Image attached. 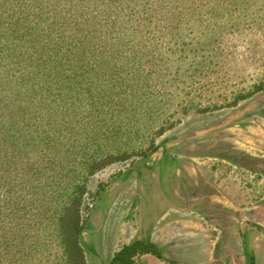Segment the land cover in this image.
Listing matches in <instances>:
<instances>
[{
    "label": "rangeland",
    "instance_id": "1",
    "mask_svg": "<svg viewBox=\"0 0 264 264\" xmlns=\"http://www.w3.org/2000/svg\"><path fill=\"white\" fill-rule=\"evenodd\" d=\"M0 9V89L9 84L36 106L45 95L53 114L40 124L49 146L33 147L35 175L23 194L16 184V197L39 211L82 186L79 239L87 264L145 233L181 238L187 256L202 245L194 262L203 261L218 235L206 218V196L220 190L246 202L253 169L264 202V0H0ZM40 10L43 32L15 41L10 22H34ZM13 45L30 59L12 58ZM38 56L47 63L40 69ZM59 57L62 69L46 77ZM22 121L9 126L12 134L30 128ZM172 175L191 180L202 199L182 203L167 192L165 203L157 182ZM254 222L264 228V211ZM47 223L31 226L29 242L39 249L28 247L31 264H53ZM251 244L264 264V235L254 233Z\"/></svg>",
    "mask_w": 264,
    "mask_h": 264
},
{
    "label": "trees",
    "instance_id": "2",
    "mask_svg": "<svg viewBox=\"0 0 264 264\" xmlns=\"http://www.w3.org/2000/svg\"><path fill=\"white\" fill-rule=\"evenodd\" d=\"M45 13L44 10L37 11L34 22L25 16H17L14 21L10 22L11 27L7 31L10 35L17 37L15 40L17 42H23L22 40L26 37H37L43 32L41 28L43 22L39 20L44 18ZM10 49L17 50L18 48L13 45ZM20 53L19 49L16 54H10V56L30 59L28 55L22 56L19 55ZM38 57L36 62L40 69V65L43 62L46 63V60H42V56ZM62 59L61 57L54 59V62H50L51 65L45 67L46 77H50L54 72L57 73V70L62 69L61 66L64 65ZM57 77L59 76L56 75L54 78L57 79ZM19 81V84H26L24 79ZM57 83L59 84L58 81ZM4 86L0 89V264H31L28 247L34 252H38L39 249H37L38 243L30 244V231H32V225L39 224L40 218L47 220V225L52 227L49 237H47V243L50 245L51 242L52 247L56 248L53 264H87L79 239L83 224L80 204L85 193L82 186H73L72 191L66 194L62 202H55L52 208H45V205L39 211L34 209V202L29 199L22 202L16 197V184L23 183L20 187L23 194L29 190L27 184L30 181L28 179L35 175H31L33 167L30 160L33 149H36L33 147L46 148L49 146L50 139L48 135L43 136V133H40L43 130L40 124L42 121L46 123V120L48 124L53 114H51L50 107L46 105L48 100H44L45 95L38 98L37 106L29 105L28 96L25 99L24 97L17 98L20 92L16 95V90L9 84ZM11 96L14 100H11ZM34 107L39 108L32 110ZM33 118L37 123L33 121ZM18 119L27 123L31 129L39 131L31 133L30 128L25 126L19 133L12 134L9 126L16 123ZM59 123L56 120L51 124L52 128H57ZM22 131L24 132L22 133ZM54 153L57 155L58 151L54 149ZM44 161L45 157L42 160V163L45 164ZM37 186L43 187L45 182H37ZM22 197L27 196L22 195ZM46 246L47 244L43 245V247ZM151 247V243L135 240L117 251L110 264H136L133 256L149 251L155 253Z\"/></svg>",
    "mask_w": 264,
    "mask_h": 264
},
{
    "label": "flooded vegetation",
    "instance_id": "3",
    "mask_svg": "<svg viewBox=\"0 0 264 264\" xmlns=\"http://www.w3.org/2000/svg\"><path fill=\"white\" fill-rule=\"evenodd\" d=\"M159 157L158 162L160 161V163H164L166 154L161 153ZM246 177H248L251 182L250 191L245 192L244 194L242 193L244 195L243 198L247 199L246 202L234 203L229 197L223 195L220 190H218L219 195L216 197L212 194L205 197L207 201L204 203V210L208 213L206 218L211 225H214L218 235L213 242V246L206 259H203V261L194 262V254H196V252L198 254H203L199 250L202 245H197L196 250L193 251V255L187 256L186 252L189 251V246L185 249V245L181 242V238L173 239L171 238L172 235H162L158 238H152V233H145L143 236L122 243L119 248L111 253L107 260L100 262V264H110L112 257L117 251H119L124 245L135 240L151 243V249L155 251V253L149 251L133 256V260L136 264H259V259L262 257V253L257 252L251 243L253 241L254 233L258 232L264 235V228L256 225L257 223L254 222V220L258 219L260 212L264 211V202L259 199L258 190L256 189L257 186L255 183L258 177V172L256 171L253 173L252 169L250 170V175ZM159 180L160 181L157 182V190L162 198L165 197V203L167 204V200H171V198H175V200L179 201V195L184 198L182 203L193 205L202 199L199 196V193L196 192L197 187L193 186L191 180L185 183L183 178H179V176L176 175H172L169 183H166L161 178ZM187 183H189L188 186ZM164 186H168V189L164 188ZM167 192L169 194V199L166 198ZM167 204H165V206ZM156 205L157 206L154 207V210H158L160 207L158 206V203ZM167 208L168 206L165 207L166 210ZM159 214L163 215L161 211ZM239 215H244L245 217H240V219H238ZM246 216H249L250 218H247ZM230 227L235 231V238L233 239H231L230 234L229 237L227 235V228ZM228 242H230V244ZM235 245H237L238 248L235 247ZM88 251L90 254L96 255L93 246H90Z\"/></svg>",
    "mask_w": 264,
    "mask_h": 264
}]
</instances>
